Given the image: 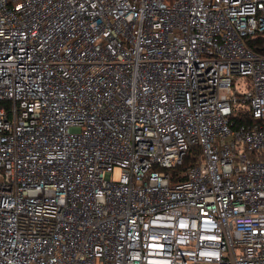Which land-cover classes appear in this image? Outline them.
Wrapping results in <instances>:
<instances>
[{"label": "built area", "instance_id": "obj_1", "mask_svg": "<svg viewBox=\"0 0 264 264\" xmlns=\"http://www.w3.org/2000/svg\"><path fill=\"white\" fill-rule=\"evenodd\" d=\"M260 38L264 0H0V264H264Z\"/></svg>", "mask_w": 264, "mask_h": 264}, {"label": "trees", "instance_id": "obj_2", "mask_svg": "<svg viewBox=\"0 0 264 264\" xmlns=\"http://www.w3.org/2000/svg\"><path fill=\"white\" fill-rule=\"evenodd\" d=\"M252 47H254V49L257 51V52H263L264 50V38H260V39H256L255 41H253L252 44H250ZM236 119H237V125H241L242 123H253V119L250 117V115L247 113V114H244L242 112H239L237 115H236ZM200 153L199 149L198 148H194L192 149L191 151V155L190 157L187 158V160L185 161V163L176 168L174 172L176 173H184L186 172V170L193 164L194 162V156L193 154H196L198 155Z\"/></svg>", "mask_w": 264, "mask_h": 264}, {"label": "rangeland", "instance_id": "obj_3", "mask_svg": "<svg viewBox=\"0 0 264 264\" xmlns=\"http://www.w3.org/2000/svg\"><path fill=\"white\" fill-rule=\"evenodd\" d=\"M239 92H240L241 94L245 93V92H246V87H245L244 85H241V86L239 87ZM119 174H120L119 170H115V172H114V174H113V179H114V180H117V179L119 178Z\"/></svg>", "mask_w": 264, "mask_h": 264}]
</instances>
